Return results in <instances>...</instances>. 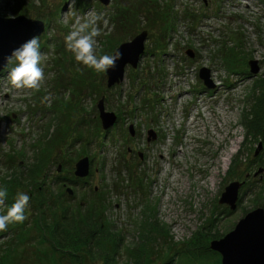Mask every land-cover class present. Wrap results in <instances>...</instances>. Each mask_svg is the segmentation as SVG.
<instances>
[{
    "label": "rangeland",
    "instance_id": "374dc122",
    "mask_svg": "<svg viewBox=\"0 0 264 264\" xmlns=\"http://www.w3.org/2000/svg\"><path fill=\"white\" fill-rule=\"evenodd\" d=\"M90 10L108 21L98 55L147 32L138 66L115 87L65 47ZM153 10L167 20L149 25ZM19 15L44 23L45 79L38 92L17 90L8 80L15 64L0 73V188L30 197L27 219L0 232V264H222L211 243L256 210L264 217V0H0L1 17ZM102 98L118 116L107 131ZM149 130L156 139L147 142ZM84 157L89 174L76 178ZM232 183L233 210L220 203ZM229 240L222 248L234 264Z\"/></svg>",
    "mask_w": 264,
    "mask_h": 264
},
{
    "label": "water",
    "instance_id": "95a60500",
    "mask_svg": "<svg viewBox=\"0 0 264 264\" xmlns=\"http://www.w3.org/2000/svg\"><path fill=\"white\" fill-rule=\"evenodd\" d=\"M102 5H107L109 0H99ZM44 32V23L39 20H31L25 16L19 15L16 17H1L0 16V72L4 71L7 67L6 58L11 51L23 42L30 39L32 36L39 37ZM147 37V32L142 31L137 34L131 41L122 43L113 52L114 55L117 51L122 54V58L116 62L115 69H110L105 75L107 78V87H113L120 84L125 75V68L130 66L135 69L138 66L140 56L144 52V42ZM186 55L190 58L193 54L189 51ZM256 61H249V73L256 74L258 67ZM198 77L203 81L206 88L213 89L214 84L209 78V70L201 68L198 73ZM98 118L100 120L101 127L104 131L112 128L117 121V115L113 112L106 111L104 105V98L100 99L97 104ZM129 134L134 135L133 126L128 128ZM156 134L149 130L147 132V142L155 140ZM261 145L256 150L255 154L260 150ZM73 174L77 178H85L89 174V160L87 157L79 159L74 165ZM238 188L237 183H232L227 186L224 192L221 194L220 203H225L230 206V209L235 208L236 191ZM230 239V240H229ZM229 240L233 246L231 248V255L233 261L239 264H260V261H256L252 257V252L258 253L254 245H250V242L258 244L263 252L264 257V217L261 210H256L248 214L244 219H241L235 226V229L230 232L220 242L211 243L210 248L219 252L222 259V264H229L231 260L227 257V252L222 248V245ZM248 247V249L246 248ZM230 257V255H229ZM259 262V263H258ZM234 263V264H236ZM264 264V263H262Z\"/></svg>",
    "mask_w": 264,
    "mask_h": 264
},
{
    "label": "clouds",
    "instance_id": "9594fccd",
    "mask_svg": "<svg viewBox=\"0 0 264 264\" xmlns=\"http://www.w3.org/2000/svg\"><path fill=\"white\" fill-rule=\"evenodd\" d=\"M74 3V0H73ZM107 26L108 21L104 13L89 11L83 20L77 19L71 30L64 36L66 50L72 53L75 61L97 74H106L115 69L116 62L122 58L117 51L114 55H98L97 38L103 35L100 22ZM40 41L37 36L23 42L13 49L6 58L7 64H15L8 73V80L14 89L40 91L44 82V72L40 64L42 61ZM44 99H48L46 96ZM7 189L0 188V206L4 205ZM30 197L18 191L14 203L7 208L6 214H0V232L7 231L8 225L23 223L27 216Z\"/></svg>",
    "mask_w": 264,
    "mask_h": 264
},
{
    "label": "trees",
    "instance_id": "16d2710c",
    "mask_svg": "<svg viewBox=\"0 0 264 264\" xmlns=\"http://www.w3.org/2000/svg\"><path fill=\"white\" fill-rule=\"evenodd\" d=\"M16 7H18V3L15 5ZM15 8V7H14ZM11 11L14 13V11H13V9L11 8ZM154 12H153V17L152 18H149V15H150V11H148V16H147V20H149V25L151 24V25H154L155 24V21L156 20H160L161 22H162V20H167V14L164 12V11H162V12H159V11H155V10H153ZM15 15V14H14ZM114 19H115V17H114ZM161 34V33H160ZM160 37H162V35H160ZM227 57L228 56H225V58H224V61H226V59H227ZM227 66H228V68L231 70L230 72H232V73H236V71L234 70V68H232L228 63H227ZM237 74V73H236ZM257 83H259V82H257ZM260 87L262 88V98H264V80H260ZM264 100V99H263ZM145 107H147V105H145ZM259 112H260V109L256 112V116H253L252 117V119H253V121H251L252 123H254V121H255V124H258V119L259 118H262L261 117V114H262V112L259 114ZM264 137V136H263ZM102 138H103V136H102ZM11 163L9 162V165H10ZM32 169V168H31ZM35 171V168L33 169V172ZM62 178H58V179H56L57 180V182H63L64 183V181L63 180H61ZM66 181V180H65ZM2 188H6V186L4 185ZM5 201H6V208H8V207H10L13 203H14V197L12 196V195H10L8 192H7V197H6V199H5ZM89 206H90V204H88ZM88 206V207H89ZM89 211H91L92 212V214H90L91 216H92V218H95L96 216H95V212H98L99 211V207L97 206V207H94V206H91V208H90V210ZM97 216H100V217H98V218H96L97 220H100L101 222H104L105 223V225H107V222L105 221V219L106 218H104L101 214H98ZM102 218H104V219H102ZM96 222H98V221H96ZM105 225H104V227H105ZM55 228H60V229H62V230H64V228H62V227H60V226H55ZM115 250H116V248H115ZM113 252H115V251H113ZM170 261H172V260H169L168 262H167V264L168 263H170Z\"/></svg>",
    "mask_w": 264,
    "mask_h": 264
},
{
    "label": "bare ground",
    "instance_id": "6f19581e",
    "mask_svg": "<svg viewBox=\"0 0 264 264\" xmlns=\"http://www.w3.org/2000/svg\"><path fill=\"white\" fill-rule=\"evenodd\" d=\"M105 101V100H104ZM212 116V115H211ZM205 117L207 119V121H210V114H205ZM192 122L194 123V120L190 121V124H192ZM234 144V143H233ZM232 144V145H233ZM230 154L226 153V157H229ZM223 163H226V158L223 159ZM213 176V175H212ZM250 245H254L255 249L258 253H254L252 252V257L256 259V261H260V264L264 263V257H263V252L260 249V247L258 246V244L255 242V240H253V242H250ZM248 249V247H246ZM259 263V262H258Z\"/></svg>",
    "mask_w": 264,
    "mask_h": 264
}]
</instances>
